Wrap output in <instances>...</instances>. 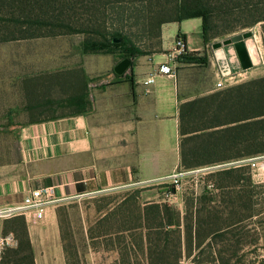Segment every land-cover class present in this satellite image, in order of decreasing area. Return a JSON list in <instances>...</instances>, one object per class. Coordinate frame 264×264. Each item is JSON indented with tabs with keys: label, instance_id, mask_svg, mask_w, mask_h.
<instances>
[{
	"label": "trees",
	"instance_id": "obj_1",
	"mask_svg": "<svg viewBox=\"0 0 264 264\" xmlns=\"http://www.w3.org/2000/svg\"><path fill=\"white\" fill-rule=\"evenodd\" d=\"M136 3L141 5L139 9L134 6L135 14L140 18L141 9L144 8L143 26L150 36L159 38V51L152 54L160 52L162 25L189 19L201 20L206 44L259 25L264 46V0H0V23L21 26L17 37L12 35L7 39L2 35L0 43L91 32L100 39L82 42L79 49L82 56L109 55L116 57L118 62L129 59L130 70L136 59L147 53L138 49L120 28L107 33L100 30L102 27L92 28L90 19L86 20L85 28L68 21L81 14L89 16L91 12H97L100 19L105 11L116 12L117 18H122L128 9L127 5ZM83 10L85 13H82ZM56 29L65 32L56 34ZM45 32L47 34H43ZM182 38L180 34L177 35V40L184 44ZM183 51L179 62L205 64V59L187 54L184 48ZM72 71L71 74H68L69 71L56 73L53 79L62 83L63 75L76 73ZM74 83V89L81 92L75 75ZM82 92L75 98L58 101L33 100L27 110L75 105L82 112L89 106ZM179 134V172L187 173L264 156V76L181 104ZM241 171L245 174L242 179ZM202 179L204 185L199 195L193 191H181L182 210L168 202L138 206L136 216L132 215L131 224L117 231L128 238L121 236L118 239V256L122 264H133L135 249L138 251L142 244L146 246L145 252L140 249L144 264H183L185 261L190 264H264V261L247 263L245 255L237 254L239 250L231 251V248L240 249L247 244L240 231L248 226L245 221L253 215L233 214L236 219L224 218L228 205L221 201L220 207H215L216 201L210 195L211 191L234 189L239 180L252 186L250 167L239 164L222 166L213 169ZM176 192L174 190L171 194L175 195ZM249 193L255 191L250 190ZM252 199L253 195L247 198L250 206L256 205ZM3 223L11 225L10 230L18 242L16 249L8 251L16 259L13 264H34L24 219L13 217ZM16 224L21 227L20 235L16 233ZM258 240L257 234L251 235L248 244H257Z\"/></svg>",
	"mask_w": 264,
	"mask_h": 264
},
{
	"label": "crops",
	"instance_id": "obj_2",
	"mask_svg": "<svg viewBox=\"0 0 264 264\" xmlns=\"http://www.w3.org/2000/svg\"><path fill=\"white\" fill-rule=\"evenodd\" d=\"M178 34L185 52L205 64L174 58ZM160 42L159 53L137 58L121 76L113 71L120 62L113 56L99 55L107 59L98 62V72L74 64L68 74L76 71L87 109L58 106L50 109L54 114L16 126L18 161L0 169V213L19 207L27 193L40 188L52 187L61 200L39 221L32 213L0 217L24 219L34 264H68L57 217L61 202L135 191L140 207L174 202L182 210L180 193L165 200L164 181L179 171V108L212 94L221 75L200 19L162 25ZM162 64L174 69V76L156 74ZM74 75H63L62 83L50 78V93L57 91L51 100L81 93L74 89ZM152 75L153 83L145 86ZM117 235L128 240L126 234ZM109 251L118 253L117 248Z\"/></svg>",
	"mask_w": 264,
	"mask_h": 264
},
{
	"label": "rangeland",
	"instance_id": "obj_3",
	"mask_svg": "<svg viewBox=\"0 0 264 264\" xmlns=\"http://www.w3.org/2000/svg\"><path fill=\"white\" fill-rule=\"evenodd\" d=\"M129 4L127 5L128 11L126 10L122 18H117L116 12L105 11L104 16H101L100 19L97 17V12L88 13L89 16L85 14L74 16L69 21L66 17L64 19L73 25H82V28L86 27V20L90 19L92 28L98 29L102 27L100 30L103 29L107 33L115 28H120L122 33L126 34L138 49L147 53L146 56L151 55L155 51L158 52L159 38L150 36L149 31L143 26L142 16L145 14L144 8L141 9L142 13L140 18H138L135 14L134 6L139 9L141 4ZM82 13H85V10ZM94 21H98V23H93ZM20 28L21 26L0 23V36L3 35L2 37L7 39L12 35L17 37L19 33L17 31ZM247 30L253 32L254 38L256 36L255 40L261 54L262 63L238 74H231V79L224 83L225 87L221 89L215 88L213 93L264 76V46L259 25L227 35L224 39ZM219 31L222 30L219 29ZM64 32L62 29L54 31L56 34ZM87 39L99 40L100 38L97 34L90 32L0 43V169L18 161L16 126L33 118L46 117L56 112H49L51 108L58 107L55 105L27 110L34 99L39 101L57 98V91L50 93L49 77H53L56 73H67L69 69L73 68L74 64L84 65L88 72L100 71L98 62L107 58L99 55L83 57L79 51L81 43ZM220 40L222 39H214L212 43ZM34 79H37V81H34ZM69 110H62V112ZM233 164L248 165L250 167L253 185L249 186L244 183V180H239L238 185L234 189L224 192L211 191L210 195L213 198L212 200L216 201V206L213 204L215 207H220L219 202L221 201L228 205L224 218L236 219L237 217H234L233 214L236 216L253 215L252 218L245 221L248 226L240 231L244 235L247 244H244L240 249L231 248V251L239 250L237 254L245 255L247 263L251 261L259 263L264 261V156L218 165L213 168H202L187 173L175 170L170 176L165 177V200L167 201L168 196L172 195L170 192L172 187L178 193L186 190L188 192L193 191L199 195L204 185L202 178L206 177L215 168L229 167ZM244 176V171H241V179ZM250 190H254L255 193H249ZM125 194L128 196L122 200ZM252 195V200L256 203L254 206H250L247 202V198H250V196L252 198ZM136 196V192L132 191L111 195H96L94 197L89 196L61 202L57 207V217L67 252L68 264H122L118 253L109 250H114L115 248L119 250L120 242H118V239L121 236L117 235V231H120L126 225H130L132 215L136 216V209L139 206ZM170 200L174 201V197H170ZM172 203L171 205H174V202ZM222 207L221 209L223 210ZM4 220L6 219L0 218V236L11 235L15 242L12 246L1 250L0 264H9L10 262L13 264L16 259L11 254H8V251L16 249L18 242L10 230L11 225L3 223ZM15 228L16 233L20 235V225L16 224ZM136 233L137 235L140 234V232ZM254 234H257L259 238L257 244H248L250 236ZM104 235L111 236L105 239H97ZM92 238H95V240H91ZM145 247L142 244L139 246L138 251L135 249L136 256L135 260L133 258V264H144L140 249L145 252ZM215 249L218 250V248ZM183 264L190 263L185 261Z\"/></svg>",
	"mask_w": 264,
	"mask_h": 264
},
{
	"label": "water",
	"instance_id": "obj_4",
	"mask_svg": "<svg viewBox=\"0 0 264 264\" xmlns=\"http://www.w3.org/2000/svg\"><path fill=\"white\" fill-rule=\"evenodd\" d=\"M210 47L221 77L238 74L262 63L261 54L251 30L214 42ZM130 65L131 60L124 59L114 67L113 71L121 76ZM174 190L172 187L171 192L174 193Z\"/></svg>",
	"mask_w": 264,
	"mask_h": 264
},
{
	"label": "built area",
	"instance_id": "obj_5",
	"mask_svg": "<svg viewBox=\"0 0 264 264\" xmlns=\"http://www.w3.org/2000/svg\"><path fill=\"white\" fill-rule=\"evenodd\" d=\"M175 45L176 48L174 50V58L180 59L184 54L183 51L184 44H182L181 41L177 40ZM156 74L174 76L175 72L174 69H172L168 64H162L158 67ZM229 79H231L230 76L220 77L219 81L216 83V88L221 89L225 87L224 83ZM152 83H153V75L145 80L144 85L149 86ZM60 201L61 200L55 196V192L52 187H45V188L32 190L23 197L22 203L19 207L10 209L5 213H0V217L2 216L8 217L11 216L12 214L32 213L34 221H39L43 219L45 210L48 207L56 206ZM14 242L15 240L11 235L6 237L0 236V253L1 250H3L4 248L12 246Z\"/></svg>",
	"mask_w": 264,
	"mask_h": 264
},
{
	"label": "bare ground",
	"instance_id": "obj_6",
	"mask_svg": "<svg viewBox=\"0 0 264 264\" xmlns=\"http://www.w3.org/2000/svg\"><path fill=\"white\" fill-rule=\"evenodd\" d=\"M255 38H256V36H255ZM255 42H256V44H257V41L255 40Z\"/></svg>",
	"mask_w": 264,
	"mask_h": 264
}]
</instances>
